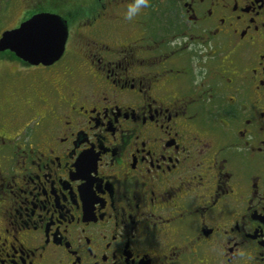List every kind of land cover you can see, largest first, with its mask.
<instances>
[{
    "label": "flooded vegetation",
    "instance_id": "flooded-vegetation-1",
    "mask_svg": "<svg viewBox=\"0 0 264 264\" xmlns=\"http://www.w3.org/2000/svg\"><path fill=\"white\" fill-rule=\"evenodd\" d=\"M0 0L67 24L0 53V264H264V0Z\"/></svg>",
    "mask_w": 264,
    "mask_h": 264
},
{
    "label": "water",
    "instance_id": "water-1",
    "mask_svg": "<svg viewBox=\"0 0 264 264\" xmlns=\"http://www.w3.org/2000/svg\"><path fill=\"white\" fill-rule=\"evenodd\" d=\"M68 37L67 24L52 14H38L18 28L3 32L0 53L11 51L31 65H51L58 61Z\"/></svg>",
    "mask_w": 264,
    "mask_h": 264
},
{
    "label": "clouds",
    "instance_id": "clouds-1",
    "mask_svg": "<svg viewBox=\"0 0 264 264\" xmlns=\"http://www.w3.org/2000/svg\"><path fill=\"white\" fill-rule=\"evenodd\" d=\"M149 0H135V3L129 5V10L124 13V19L131 21L134 15L140 13L148 6Z\"/></svg>",
    "mask_w": 264,
    "mask_h": 264
},
{
    "label": "rangeland",
    "instance_id": "rangeland-1",
    "mask_svg": "<svg viewBox=\"0 0 264 264\" xmlns=\"http://www.w3.org/2000/svg\"><path fill=\"white\" fill-rule=\"evenodd\" d=\"M11 26H13V24H0V35Z\"/></svg>",
    "mask_w": 264,
    "mask_h": 264
}]
</instances>
